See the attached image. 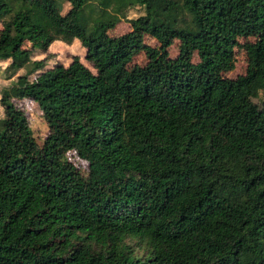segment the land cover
Returning <instances> with one entry per match:
<instances>
[{
  "label": "trees",
  "instance_id": "1",
  "mask_svg": "<svg viewBox=\"0 0 264 264\" xmlns=\"http://www.w3.org/2000/svg\"><path fill=\"white\" fill-rule=\"evenodd\" d=\"M61 2L0 0V60L26 69L13 84L35 73L17 94L53 166L0 129V264H264V107L252 121L242 103L264 93V0ZM237 37L253 40L228 77ZM74 39L85 62L47 50ZM0 103L33 141L24 110Z\"/></svg>",
  "mask_w": 264,
  "mask_h": 264
},
{
  "label": "rangeland",
  "instance_id": "2",
  "mask_svg": "<svg viewBox=\"0 0 264 264\" xmlns=\"http://www.w3.org/2000/svg\"><path fill=\"white\" fill-rule=\"evenodd\" d=\"M59 1L61 0H52ZM62 9L61 13L65 12L68 8L67 2H61ZM142 13L139 8L130 9L127 13L126 19L133 18L138 14ZM119 27V32L127 28L126 20H122L121 23L117 26ZM1 30V25H0ZM251 37H237V44L232 48V58L233 63L229 71L225 73L228 77H235L237 75L243 74L246 67V53L244 49V44L248 41H252ZM144 42L148 45H156V41L145 35ZM176 42L169 46L168 51L170 56L175 55L176 53ZM30 42L25 41L24 47H29ZM47 50L54 52L55 57L59 59L64 64L68 63L72 55H76L81 61L85 62L83 59L84 48L79 43L78 39H74L70 44H65L58 41H53ZM39 56V55H38ZM38 56H35L38 57ZM145 60L144 52L141 50L136 53L130 63H142ZM87 64V63H86ZM25 68L17 67L14 63L10 64L9 60H0V94L6 92L9 98V101H14L19 107L24 110V114L28 119L29 125L32 128L34 135L36 136L33 141H26L17 136L15 133L14 124L12 121L11 113L8 109V106L0 103V129L4 132L5 137L12 143L21 148L23 155L26 158L36 157L43 168V170H50L53 168L52 163L49 158L41 151L40 149V139L45 130V125L41 116V112L37 106L27 100H22L18 97L17 89L19 86L26 84L30 81L35 73L29 74L25 78H19L15 81L17 76H21L25 72ZM244 96L242 103L249 107L250 119L255 121L258 119L259 115L262 112L264 107V93L254 90L251 86H247L243 90ZM67 157L72 161L76 166L81 170L85 171L86 163L85 161L77 158L73 152L67 153Z\"/></svg>",
  "mask_w": 264,
  "mask_h": 264
},
{
  "label": "crops",
  "instance_id": "3",
  "mask_svg": "<svg viewBox=\"0 0 264 264\" xmlns=\"http://www.w3.org/2000/svg\"><path fill=\"white\" fill-rule=\"evenodd\" d=\"M58 42H59V41H58ZM50 44H51V43H50ZM50 44H49V45H50ZM48 47H49V46H48ZM48 51H49V50H48Z\"/></svg>",
  "mask_w": 264,
  "mask_h": 264
}]
</instances>
